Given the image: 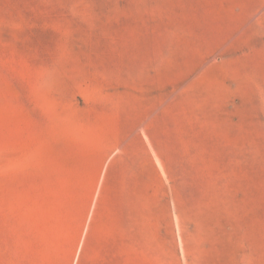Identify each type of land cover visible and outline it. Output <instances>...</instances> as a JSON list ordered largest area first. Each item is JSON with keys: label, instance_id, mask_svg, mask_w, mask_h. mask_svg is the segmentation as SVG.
Masks as SVG:
<instances>
[{"label": "rangeland", "instance_id": "374dc122", "mask_svg": "<svg viewBox=\"0 0 264 264\" xmlns=\"http://www.w3.org/2000/svg\"><path fill=\"white\" fill-rule=\"evenodd\" d=\"M0 264H264V0H0Z\"/></svg>", "mask_w": 264, "mask_h": 264}]
</instances>
